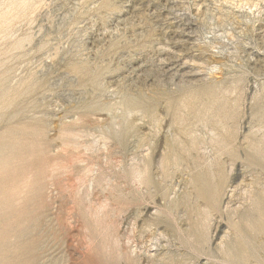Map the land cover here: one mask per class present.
Returning a JSON list of instances; mask_svg holds the SVG:
<instances>
[{
	"label": "rangeland",
	"instance_id": "obj_1",
	"mask_svg": "<svg viewBox=\"0 0 264 264\" xmlns=\"http://www.w3.org/2000/svg\"><path fill=\"white\" fill-rule=\"evenodd\" d=\"M0 264H264V0H0Z\"/></svg>",
	"mask_w": 264,
	"mask_h": 264
}]
</instances>
